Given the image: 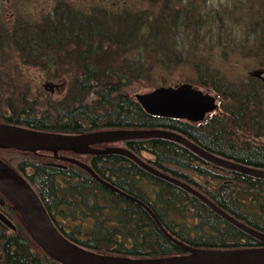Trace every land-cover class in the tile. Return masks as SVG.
I'll return each mask as SVG.
<instances>
[{
  "label": "trees",
  "instance_id": "obj_1",
  "mask_svg": "<svg viewBox=\"0 0 264 264\" xmlns=\"http://www.w3.org/2000/svg\"><path fill=\"white\" fill-rule=\"evenodd\" d=\"M129 5L128 0H93L83 8L55 0L37 18L1 12L0 122L66 134L169 130L217 156L264 171V81L251 76L264 69V0H138ZM18 64L40 67L53 80L69 79L65 95L33 98L28 86L21 87V75H13ZM186 81L220 99V109L203 122L151 115L131 95L135 83L157 88ZM126 143L137 156L150 154L147 162L154 168L264 233V178L222 168L168 139ZM64 155L141 198L170 234L192 247H264L198 197L123 155L59 154ZM54 157L0 148V159L30 183L67 238L100 254L136 259L187 253L143 207L80 166ZM138 177L150 183L147 195ZM0 211L16 226L12 230L0 220V264H60L38 246L1 193Z\"/></svg>",
  "mask_w": 264,
  "mask_h": 264
},
{
  "label": "water",
  "instance_id": "obj_2",
  "mask_svg": "<svg viewBox=\"0 0 264 264\" xmlns=\"http://www.w3.org/2000/svg\"><path fill=\"white\" fill-rule=\"evenodd\" d=\"M251 76L264 81V69L254 70ZM44 87L53 92L58 85L49 82L46 83ZM135 98L146 112L151 115L187 120L192 123L203 122L209 115L220 109V104L216 96L203 91L189 82L176 86H160L149 92L138 93L135 95ZM148 138H162L175 141L203 159L218 166L264 178V171L243 166L217 156L174 131L162 129H110L83 134H64L38 131L0 122V148H14L32 153L39 151L51 152L60 160L80 166L87 170L104 186L144 206L164 234L187 252L183 255L145 259L100 254L86 249L67 238L57 228L41 198L30 183L1 159L0 193L9 201L15 210L20 213L38 246L49 257L60 264H264V247L201 249L190 246L170 234L161 224L154 212L143 201L125 193L101 178L93 168L86 163L76 158L59 156V152L69 151L89 155L119 154L128 157L151 174L190 192L229 222L247 234L264 242V233L240 222L190 184L154 168L149 163L146 164L132 151L117 147H95V145L99 144ZM0 220L7 227L16 230L13 221L2 211H0Z\"/></svg>",
  "mask_w": 264,
  "mask_h": 264
},
{
  "label": "rangeland",
  "instance_id": "obj_3",
  "mask_svg": "<svg viewBox=\"0 0 264 264\" xmlns=\"http://www.w3.org/2000/svg\"><path fill=\"white\" fill-rule=\"evenodd\" d=\"M70 1H72L75 5H77L79 7L86 8L87 6H85V5L89 4L93 0H70ZM128 1L130 4L129 6L138 3V0H128ZM54 2H55V0H9V1L8 0H0V13L2 12L5 15L10 16L11 12H15L17 14H21L23 17L28 18V19L32 18V17L37 18L36 17L37 14L41 13V11L44 10L45 8L52 6L54 4ZM122 3H123V1L120 2V4H122ZM18 66L20 68L19 71H17L13 75H15V76H19V74L21 75V81L25 80V82L22 84L21 87L23 88V87L28 86L29 90H30V95L33 98L37 97L38 99H40V101H44V100H48V99L49 100H60L65 95L67 88H68V83L70 81L69 79L63 78V80H53V79H50L48 77L47 73L40 67L30 66V65H22V64L21 65L18 64ZM23 77H24V79H23ZM49 82H51L52 84L64 83L65 87L63 86L60 90H56V91L51 92V91H49V89H46L44 87V85L46 83H49ZM182 83H185V82H180V83H176V84L172 83L171 85H162L161 84L160 86H176V85H179ZM192 84L195 85L196 87L202 89L203 91L209 92L213 96H216L217 101L220 104V99H219L217 93L213 92L212 90L200 87V86L196 85L195 83H192ZM132 89H133V91H131V95L135 97L136 94L152 91L153 89H155V87H151L148 84L146 85L143 83H135L133 85ZM145 155L149 159L152 158V156L148 153L147 154L145 153ZM193 178L199 182L205 181V179H203L201 177L193 176ZM147 184L149 185L150 183H147ZM146 188L150 189V186H148ZM58 219L60 221H62L61 218H58Z\"/></svg>",
  "mask_w": 264,
  "mask_h": 264
},
{
  "label": "flooded vegetation",
  "instance_id": "obj_4",
  "mask_svg": "<svg viewBox=\"0 0 264 264\" xmlns=\"http://www.w3.org/2000/svg\"><path fill=\"white\" fill-rule=\"evenodd\" d=\"M9 1V0H8ZM63 84V85H62ZM55 85H58V87L57 88H55V91L56 90H60L63 86L65 87V84L64 83H56ZM97 131H101V130H97ZM95 132V131H94ZM64 134H66V133H64ZM81 134H83V133H81ZM95 147L96 148H110V147H117V148H123V149H128V150H130L129 149V146L127 145V143H126V141H122V142H117V143H109V144H99V145H95ZM131 151V150H130ZM62 152H66V153H68L69 151H61V152H59V154L60 153H62ZM69 153H72V152H69ZM145 153L147 154V152H141L140 153V155L138 154V157L140 158V159H143V161L147 164L148 162H147V156L145 155ZM53 154V153H52ZM87 155H89V154H87ZM61 157H71L72 158V156L71 155H64V156H61ZM55 158V157H54ZM128 158V157H127ZM57 159V158H56ZM130 159V158H129ZM57 160H60V159H57ZM132 160V159H131ZM60 161H63V160H60ZM133 161V160H132ZM63 162H66V161H63ZM135 162V161H134ZM136 163V162H135ZM140 166V165H139ZM142 167V166H141ZM143 168V167H142ZM144 169V168H143ZM147 171V170H146ZM138 182H139V185H140V189L141 190H143L144 191V193L147 195V179L146 178H144V177H138ZM126 193V192H125ZM128 194V193H127ZM129 195H131V194H129ZM131 196H134L135 198H137V199H139V200H141V201H143L141 198H138V197H136L135 195H131ZM126 198V197H125ZM126 199H128V198H126ZM128 200H130V199H128ZM132 201V200H131ZM133 202H135V201H133ZM146 205H147V203L145 202V201H143ZM135 203H137V202H135ZM139 206H141V207H143L144 208V210L147 212V209L144 207V206H142V205H140L139 203H137Z\"/></svg>",
  "mask_w": 264,
  "mask_h": 264
},
{
  "label": "bare ground",
  "instance_id": "obj_5",
  "mask_svg": "<svg viewBox=\"0 0 264 264\" xmlns=\"http://www.w3.org/2000/svg\"><path fill=\"white\" fill-rule=\"evenodd\" d=\"M183 135V134H182ZM192 141V140H191ZM195 143V142H194ZM198 145V144H197ZM199 146V145H198ZM202 148V147H201ZM217 155V154H216ZM141 158V157H140ZM143 160V159H142ZM205 160V159H204ZM206 161V160H205ZM214 164V163H213ZM223 168V167H222ZM146 170V169H145ZM169 175V174H168ZM185 190V189H184ZM207 197V196H206ZM228 213V212H227ZM231 215V214H230ZM235 217V216H233ZM240 221V220H239ZM242 222V221H241Z\"/></svg>",
  "mask_w": 264,
  "mask_h": 264
}]
</instances>
